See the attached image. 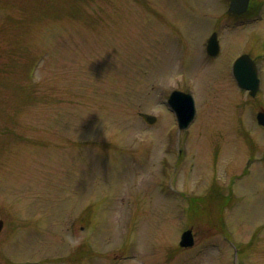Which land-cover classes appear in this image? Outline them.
Instances as JSON below:
<instances>
[{
  "label": "rangeland",
  "instance_id": "rangeland-1",
  "mask_svg": "<svg viewBox=\"0 0 264 264\" xmlns=\"http://www.w3.org/2000/svg\"><path fill=\"white\" fill-rule=\"evenodd\" d=\"M229 1L0 0V264H264V6Z\"/></svg>",
  "mask_w": 264,
  "mask_h": 264
},
{
  "label": "water",
  "instance_id": "water-1",
  "mask_svg": "<svg viewBox=\"0 0 264 264\" xmlns=\"http://www.w3.org/2000/svg\"><path fill=\"white\" fill-rule=\"evenodd\" d=\"M249 0H231L230 10L235 13H242L247 10ZM209 52L216 54L219 51V45L216 39V34H213L209 40L208 45ZM254 63L247 54L239 57L234 63V74L237 76L240 84L243 87L251 88L252 91L256 90V80H253L255 71ZM169 103L176 110L180 125L183 127L193 116V104L190 95L185 92L174 90L169 98ZM142 115L149 122H154L156 117L148 113H142ZM260 120L264 123V114H260ZM3 227V220L0 219V229ZM193 242L191 231H187L183 235L182 244L190 245Z\"/></svg>",
  "mask_w": 264,
  "mask_h": 264
}]
</instances>
